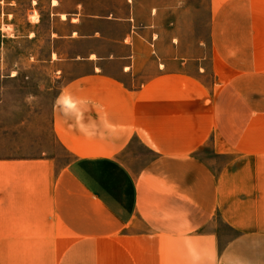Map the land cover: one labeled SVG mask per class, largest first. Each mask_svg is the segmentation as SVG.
I'll use <instances>...</instances> for the list:
<instances>
[{
  "label": "crops",
  "instance_id": "0c3cea01",
  "mask_svg": "<svg viewBox=\"0 0 264 264\" xmlns=\"http://www.w3.org/2000/svg\"><path fill=\"white\" fill-rule=\"evenodd\" d=\"M30 2L68 157L0 158V264H264V0Z\"/></svg>",
  "mask_w": 264,
  "mask_h": 264
},
{
  "label": "rangeland",
  "instance_id": "374dc122",
  "mask_svg": "<svg viewBox=\"0 0 264 264\" xmlns=\"http://www.w3.org/2000/svg\"><path fill=\"white\" fill-rule=\"evenodd\" d=\"M203 1L197 0L198 5ZM31 6L30 0H0V158L35 157L55 150L46 155L64 159L68 156L60 152L52 129L57 86L44 68L51 44L44 38L29 40V20L37 19ZM132 150L141 164L152 156L136 140ZM5 220L0 219V225ZM15 254L0 249V261Z\"/></svg>",
  "mask_w": 264,
  "mask_h": 264
}]
</instances>
